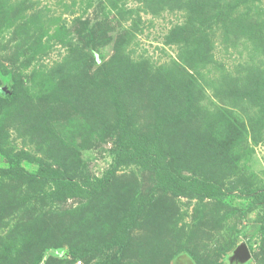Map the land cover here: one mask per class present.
I'll return each instance as SVG.
<instances>
[{
	"label": "rangeland",
	"instance_id": "obj_1",
	"mask_svg": "<svg viewBox=\"0 0 264 264\" xmlns=\"http://www.w3.org/2000/svg\"><path fill=\"white\" fill-rule=\"evenodd\" d=\"M0 264H264V0H0Z\"/></svg>",
	"mask_w": 264,
	"mask_h": 264
},
{
	"label": "trees",
	"instance_id": "obj_2",
	"mask_svg": "<svg viewBox=\"0 0 264 264\" xmlns=\"http://www.w3.org/2000/svg\"><path fill=\"white\" fill-rule=\"evenodd\" d=\"M105 176H107V174H105ZM105 188H103V190H104Z\"/></svg>",
	"mask_w": 264,
	"mask_h": 264
}]
</instances>
